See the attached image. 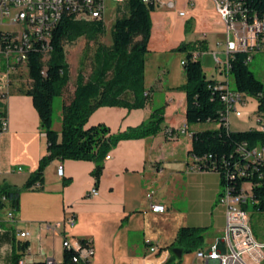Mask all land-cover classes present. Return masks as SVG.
<instances>
[{
    "label": "crops",
    "instance_id": "obj_1",
    "mask_svg": "<svg viewBox=\"0 0 264 264\" xmlns=\"http://www.w3.org/2000/svg\"><path fill=\"white\" fill-rule=\"evenodd\" d=\"M175 2L176 9L158 8L151 14L153 29L145 67V93L149 97L146 106L100 107L88 121V125L104 123L111 133L120 135L136 129L150 119L152 111L164 107L163 129L155 135L119 141L104 157L97 184L93 161L54 160L45 167L41 188H24L47 154L48 145L32 98L24 93L30 86L25 78L27 70L26 74L20 72L23 64L18 66L6 103L9 129L0 136V186L22 190L18 210L0 206V264H15L16 255L30 262L53 258L60 263L64 260L65 239L74 246L85 240L93 244V264H205L197 253L223 239L226 208L218 203L220 176L214 171L190 168L192 134L200 130L187 125L184 67L182 72L175 69L171 78V69L156 57L182 42L170 41L165 29L179 19L182 29L191 27L197 40L205 41L213 32V25L222 24L219 31L223 37L213 47L206 42L207 50L213 55L217 52L219 57V49L225 54V45H218L223 42L225 24L211 0ZM179 11L187 15L182 17ZM208 55L200 54L199 60L209 59ZM183 61L182 58L181 65ZM205 74L209 75L208 71ZM207 78L222 81L224 75L218 67ZM61 129L59 126L55 130ZM60 164L64 166L63 176L57 174ZM93 188L98 189V195H91ZM152 204L165 205L166 211L155 213ZM9 211H14L13 219L7 218ZM71 213L76 216L74 227L65 223ZM58 223L62 226L56 230ZM183 227L207 228L206 239L201 248L183 251L179 257L173 249L183 245H172ZM22 232L28 236L21 237ZM26 242L29 246L22 251L20 246ZM151 246H157L158 252L152 253Z\"/></svg>",
    "mask_w": 264,
    "mask_h": 264
},
{
    "label": "trees",
    "instance_id": "obj_2",
    "mask_svg": "<svg viewBox=\"0 0 264 264\" xmlns=\"http://www.w3.org/2000/svg\"><path fill=\"white\" fill-rule=\"evenodd\" d=\"M252 11L264 15V0H246ZM157 7L142 0H129L121 9L124 14L116 18L112 29V44L101 45L95 53V69L90 79L86 80L81 71L76 80V87L69 101L62 106V129L53 127V103L58 96H64L69 87L70 69L66 60L65 43H72L85 37L96 39L105 33L104 21L77 22L65 17L53 32L50 40L49 58L44 63V54L32 51L25 65L30 86L24 93L32 98L33 105L40 117V128L47 140V154L41 158L38 169L31 175L25 189H39L44 182V170L54 160H85L96 164L93 170L96 184L103 172V159L119 141L157 134L165 123L164 107L155 109L150 119L124 134H113L104 123L88 125L92 113L105 106H123L143 108L148 103L145 88L146 55L150 52L152 36V12ZM177 49L187 53L183 67L186 74V119L187 125L193 126L205 122H220L214 130H200L192 134L190 156L196 159L202 171H214L220 176V194L226 187L233 194H238L243 183H254V206L264 212V166L261 163L251 165V152L238 153L237 150L264 146V132L248 129L234 131L221 122L220 110L223 109L219 93L211 86L216 82L208 79L204 67L195 54L206 51V41L183 43ZM199 54V53H198ZM247 53L238 52L230 59V75L235 89L252 96L257 102V111L264 113V83L250 70L246 63ZM3 60L0 55V61ZM4 66V65H3ZM4 67H1V69ZM109 73L112 75L110 77ZM262 93L261 99L257 98ZM131 96V99L128 96ZM6 114V105L0 101V116ZM196 157V158H195ZM200 160H199V159ZM239 161L241 173L236 176L234 162ZM232 170H228V167ZM227 171V178H226ZM231 185V187H230ZM233 186V187H232ZM21 188L0 186V206L18 210ZM3 197L6 201H3ZM219 199V197H218ZM207 228L183 227L176 243L181 244L185 252L202 247L206 239ZM26 242L20 246L22 251L28 248ZM73 251L65 250L64 260L56 264H65L71 260ZM19 256H14L17 264ZM33 264H49L44 260Z\"/></svg>",
    "mask_w": 264,
    "mask_h": 264
},
{
    "label": "built area",
    "instance_id": "obj_3",
    "mask_svg": "<svg viewBox=\"0 0 264 264\" xmlns=\"http://www.w3.org/2000/svg\"><path fill=\"white\" fill-rule=\"evenodd\" d=\"M129 0H0V55L5 59V66L0 70V101L5 105L11 93L13 74L18 66L26 65L28 55L32 51H40L44 55L49 54L48 45L53 32L65 17H71L77 22L104 21L109 4L118 6L120 11ZM145 3L154 4L158 8L176 9L175 0H142ZM218 15L225 24L226 60L222 61L218 53L214 57L221 73L222 81H216L211 88L219 93L223 109L220 110L221 122L230 127L231 114L242 116L239 107L247 104L249 95L231 87L230 84V59L238 52L247 53L246 63L250 64L257 53H264V15L252 11L246 5V0H211ZM190 5H193L190 3ZM179 15H187L185 11H179ZM200 54L196 53L195 58ZM264 83V82H263ZM263 94H258L261 99ZM9 119L7 114L0 116V136L8 131ZM251 129L264 132V113H260L255 119V125ZM238 153L253 152L251 165L261 163L264 166V146L258 145L248 150H237ZM110 158V156H107ZM236 176H247L241 173L239 161L234 162ZM228 170L229 165H226ZM192 170L202 171L197 162L192 161ZM21 170V168H19ZM57 174L64 175V166L57 167ZM227 178V171H226ZM231 187V185H230ZM233 187V186H232ZM254 183L251 181L242 184L239 196H219L218 203L226 208L225 235L221 241H217L208 250L197 253L199 258L205 260V264H264V243L259 242L250 225L248 205L254 204ZM98 189L93 188L91 195H98ZM3 201H6L3 197ZM151 210L155 213H163L166 206L152 204ZM8 219H13L14 211L6 213ZM65 223L74 227L76 216L69 214ZM62 223L55 225L57 230ZM21 237L28 233H20ZM65 250L73 251L71 260L65 264H93L95 248L88 240L74 246L70 240L63 241ZM152 253L158 252L157 246H151ZM50 264H56L53 258H48ZM25 258H19L17 264H31Z\"/></svg>",
    "mask_w": 264,
    "mask_h": 264
},
{
    "label": "rangeland",
    "instance_id": "obj_4",
    "mask_svg": "<svg viewBox=\"0 0 264 264\" xmlns=\"http://www.w3.org/2000/svg\"><path fill=\"white\" fill-rule=\"evenodd\" d=\"M122 10L118 11V6L114 4H109L104 24H105V33L101 36H99L96 39H89V38H79L76 41L69 43H65V53H66V60L69 64L70 69V81H69V87L66 90V96H58L54 99L53 103V127L54 129H57L59 126H62V106L64 103V99H67V102L69 101L70 94L72 91V88L76 87V80L78 77V74L82 71L85 75V79L88 80L91 78L92 73L95 69V53L99 46L105 45L110 46L112 44V29L113 24L117 17L122 16L124 13L121 12ZM179 21V22H178ZM182 20H176L175 23L170 22L169 25L165 27L168 33V39L170 41L172 40H182V42L173 50L168 51L165 54H160L156 57V59L159 61H163L164 67L167 69H171V75L170 77L173 78V73L175 69H178V71L183 70V65H181V59H185L187 53L185 51H181L177 49L181 44L183 43H193L198 41L197 40V34L194 30L189 28L188 26L186 29H182ZM192 24V22H190ZM173 26V27H172ZM222 24H214L212 29L213 32H211L210 35H208V39L206 42H208V45L210 47H213L215 45V42L218 38L223 37L220 35L219 29L222 28ZM224 28V27H223ZM199 54L202 53H208L209 59L206 60V58L201 57V63L204 67V70L208 73V77H212L215 72H217L218 67L220 64L217 63L213 52L211 50L207 51H200ZM219 57L222 59V61L226 60V55L221 52V49H219ZM49 58V54L44 55L43 61L44 63ZM208 64V65H206ZM5 66V59L3 58L2 61H0V70L1 67ZM20 72H25L26 74V68L25 66H21ZM250 70L255 74V76L264 82V53H257L254 57L253 61L249 65ZM219 72V71H218ZM112 74L109 73L110 77ZM25 78L27 79V74L25 75ZM230 84L231 87L235 89V83L232 77H230ZM131 99V96H128ZM247 104L245 106L239 107V109L242 110L244 113L242 116H237L235 114L230 115L229 123L230 128L234 131H244L248 130L255 125V119L260 114L257 111V102L252 96H248L247 98ZM241 117V118H239ZM59 124V125H58ZM220 127V122H205L198 125H195L196 129L199 130H214L218 129ZM248 212L250 215V225L253 230L255 238L259 242L264 243V212L259 211L255 208L254 204L250 203L248 205Z\"/></svg>",
    "mask_w": 264,
    "mask_h": 264
},
{
    "label": "bare ground",
    "instance_id": "obj_5",
    "mask_svg": "<svg viewBox=\"0 0 264 264\" xmlns=\"http://www.w3.org/2000/svg\"><path fill=\"white\" fill-rule=\"evenodd\" d=\"M204 37H206V36H204ZM50 45H48V52L50 51ZM184 63V62H183ZM252 154H253V152H251ZM196 158V157H195ZM199 159V158H198ZM193 161H195L196 162V159H192ZM200 160V159H199ZM243 173V172H242ZM151 192V191H150ZM223 194H227V196H239V193L238 194H233L232 192H231V190H229V187H226L225 189H224V191H223ZM44 261H46L47 263H49L50 264V261H48V258H44L43 259ZM31 264H33V263H31Z\"/></svg>",
    "mask_w": 264,
    "mask_h": 264
},
{
    "label": "water",
    "instance_id": "obj_6",
    "mask_svg": "<svg viewBox=\"0 0 264 264\" xmlns=\"http://www.w3.org/2000/svg\"><path fill=\"white\" fill-rule=\"evenodd\" d=\"M173 251L179 257H181L183 254V249H181V248H174Z\"/></svg>",
    "mask_w": 264,
    "mask_h": 264
}]
</instances>
